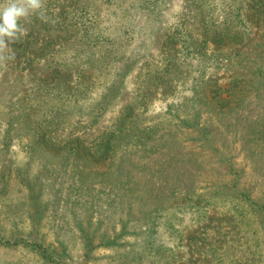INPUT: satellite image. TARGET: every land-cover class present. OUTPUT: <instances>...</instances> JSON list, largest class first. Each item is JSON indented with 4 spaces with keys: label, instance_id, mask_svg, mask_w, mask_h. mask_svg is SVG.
<instances>
[{
    "label": "rangeland",
    "instance_id": "374dc122",
    "mask_svg": "<svg viewBox=\"0 0 264 264\" xmlns=\"http://www.w3.org/2000/svg\"><path fill=\"white\" fill-rule=\"evenodd\" d=\"M45 6L48 21L32 17L27 36L0 52V264H49L34 248L8 244L29 231L67 241L58 228L30 217V185L39 190L52 180L63 187L61 172L47 182L41 163L58 161L48 149H95L99 132L112 138L105 149H128L125 156L186 152L209 189L233 185L236 171L241 188L252 185L253 171L264 165L252 156L264 151V0H45ZM70 163L68 180L79 177ZM262 182L252 186L248 205L264 203ZM160 214L180 216L182 226L194 222L180 206ZM234 225L226 224L223 248L246 253L255 230L264 246V225ZM161 227L151 237L173 248L179 233ZM68 247L78 264L123 263L110 260L123 247H101L85 261L81 241Z\"/></svg>",
    "mask_w": 264,
    "mask_h": 264
},
{
    "label": "trees",
    "instance_id": "16d2710c",
    "mask_svg": "<svg viewBox=\"0 0 264 264\" xmlns=\"http://www.w3.org/2000/svg\"><path fill=\"white\" fill-rule=\"evenodd\" d=\"M104 134L99 132L94 136L91 143L95 149L70 147L65 151L66 154L64 149H48L53 159L58 161L53 164L44 161L41 165L49 176L47 182L56 173L64 174L65 185L59 190L52 180L43 182L39 190L36 185H30L32 198L29 199L34 211L30 217L37 225L44 222L40 225L42 228H58L63 233L61 236L69 237L67 241L59 239V235L55 245L49 241V234L38 229L22 234L8 244L34 248L40 253L41 259L49 264H78V260L72 256L73 249L68 245L79 241L83 245L82 256L79 257L82 261L91 258L101 247L113 248L115 252H118L116 248L123 247L127 250L110 256L112 262L122 259V264H142L145 259L150 264L264 262V246L262 239L257 237V230L252 232L253 239L247 241L244 254L233 247L225 249L220 244L227 242L224 238L227 222L230 227L236 226V223L248 227L252 223L264 225V203L258 201L248 205L255 183L264 178V165H259L253 171L252 185H247L249 188L240 187V173L236 171L239 180L233 185L220 184L209 189L200 183L202 169L193 166L191 161L194 160L186 152L181 151L182 156L179 157L180 151L177 149H148L140 155L132 153L125 156L122 153L128 149H123L121 154L118 149H105L111 146L112 138L107 140L109 136ZM254 150L253 157L264 159V151ZM77 160L83 163L79 165ZM69 161L79 171L76 174L79 177H71L70 180ZM142 161L148 163L142 164ZM260 163L264 164V161ZM4 184L3 189H6ZM260 187H264L263 182ZM45 195L51 198L41 199ZM221 202L226 203L222 209L217 206ZM168 206H180L187 210L194 222L182 226L179 224L180 216L173 215L174 220L167 219L160 212ZM233 212L238 216H232ZM48 217L51 218L50 224L44 221ZM161 226L166 232H172V235L179 233V240L173 248H169L162 238L158 240L151 237L160 233ZM127 235L136 237H126V240L132 241H125ZM243 255L250 260L243 263ZM229 258L234 261L225 262Z\"/></svg>",
    "mask_w": 264,
    "mask_h": 264
},
{
    "label": "clouds",
    "instance_id": "9594fccd",
    "mask_svg": "<svg viewBox=\"0 0 264 264\" xmlns=\"http://www.w3.org/2000/svg\"><path fill=\"white\" fill-rule=\"evenodd\" d=\"M32 17L47 22L45 0H4L0 2V52L26 37L24 24ZM13 52L15 51L12 49ZM9 59H14L10 56Z\"/></svg>",
    "mask_w": 264,
    "mask_h": 264
}]
</instances>
